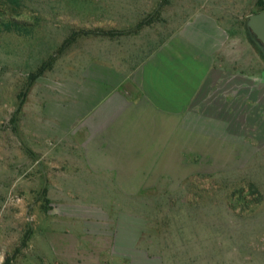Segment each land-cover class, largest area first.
Returning <instances> with one entry per match:
<instances>
[{"label": "rangeland", "instance_id": "374dc122", "mask_svg": "<svg viewBox=\"0 0 264 264\" xmlns=\"http://www.w3.org/2000/svg\"><path fill=\"white\" fill-rule=\"evenodd\" d=\"M259 9L257 0H20L17 6L0 0V264L45 262L23 249L54 244L53 236L41 235L61 228L53 220L60 219L55 204L62 192H90L55 187L64 178L72 185L55 166L69 165L71 155L69 126L62 124L98 98L86 77L139 64L201 14L217 22L235 71L248 76L246 91L239 86L248 103L191 111L188 153L173 158L172 175L158 181L150 175L146 185L153 187L92 192L111 214L162 206L156 216L171 215L167 248L180 254L178 264H264V50L247 26ZM148 18L151 24L135 29ZM109 30L125 32L101 34ZM80 31L86 33L72 40ZM48 61L52 67L30 84ZM156 240L141 244L135 264H159L146 256L160 250ZM102 241L66 238L62 245Z\"/></svg>", "mask_w": 264, "mask_h": 264}, {"label": "crops", "instance_id": "0c3cea01", "mask_svg": "<svg viewBox=\"0 0 264 264\" xmlns=\"http://www.w3.org/2000/svg\"><path fill=\"white\" fill-rule=\"evenodd\" d=\"M226 41L217 22L201 14L139 64L103 67L108 73L86 77L98 98L69 122L60 119L69 126L71 155L69 165L63 161L55 166L57 173L70 175L72 185L64 178L55 187L90 192L61 193L55 204L60 219L53 220L61 228L52 230L53 235L48 231L41 235L44 241L53 236L54 244L23 249L45 262L22 264H135L141 232L136 216L126 212L135 211L108 213L92 191L153 187L146 185L150 175L155 181L172 175L173 158L188 153L184 140L191 133V111L232 110L239 100L248 103L239 92L240 85L247 86L248 76L235 71ZM66 238L105 242L68 248L62 245ZM93 253L97 259L89 256Z\"/></svg>", "mask_w": 264, "mask_h": 264}, {"label": "trees", "instance_id": "16d2710c", "mask_svg": "<svg viewBox=\"0 0 264 264\" xmlns=\"http://www.w3.org/2000/svg\"><path fill=\"white\" fill-rule=\"evenodd\" d=\"M11 5H18L20 4V0H7ZM165 1H168V0H165ZM258 1V5L260 7V10H263L264 9V4L262 2V0H257ZM256 11V12H258ZM151 24V20L148 18V19H145L143 21H141L140 23L137 24L136 26V30L142 28L143 26H146V25H149ZM18 29H20V23H16L15 24ZM9 27V26H8ZM10 28V27H9ZM86 33V31H80L78 33H75V35H73L71 37L72 40H74L76 38L77 35H79L80 33ZM125 31H119V30H109V31H101V34L103 35H107V36H117V35H121V34H124ZM82 33V34H83ZM255 36V35H254ZM256 38V37H255ZM70 38L67 39V42L65 43V45L69 44L71 41ZM53 65V61H48V62H45L43 63L41 66H39L37 68V71L33 72L31 75H30V78H29V83H33L34 81H36L40 76H42L48 69H50ZM148 206H151L149 204H145V206L140 209V210H137L136 208H138V206L136 205L134 208L135 212H132V211H126V212H129V213H132L136 216V218L139 220H137V223L141 221L145 222L146 224L141 228L139 227V225H136L137 228L140 229V232H141V244L144 243H148L149 241H151L150 243L153 245L155 243V239L157 238L156 240V244L159 245L160 247V250H157L156 252H150V253H147V258L148 260H155L157 261L159 264H178L181 260V257H180V254L179 253H175L173 252V250H170L169 248H167L168 244H170L168 241L169 239L168 238H172L170 237L169 235V231L171 229L170 226H172V221L170 220V216L167 217V215L163 216L162 219H158L156 214H159V215H163V208L162 206L160 205H157V207L153 208H148ZM247 208V207H245ZM134 211V210H133ZM176 224V223H175ZM181 224V223H180ZM209 226L208 224L206 223L205 225V228L207 229ZM177 228V227H176ZM180 228V227H179ZM150 234L149 235V238L147 239L146 238V235L147 234ZM153 233V234H151ZM162 235V236H161ZM154 238V240H153ZM141 249V252L145 250H143L142 246L140 247ZM140 253H138L136 256H139ZM169 254L171 255V258H172V261L169 262ZM137 257H135V260H136Z\"/></svg>", "mask_w": 264, "mask_h": 264}, {"label": "water", "instance_id": "95a60500", "mask_svg": "<svg viewBox=\"0 0 264 264\" xmlns=\"http://www.w3.org/2000/svg\"><path fill=\"white\" fill-rule=\"evenodd\" d=\"M247 26L264 50V9L252 13L248 17Z\"/></svg>", "mask_w": 264, "mask_h": 264}]
</instances>
